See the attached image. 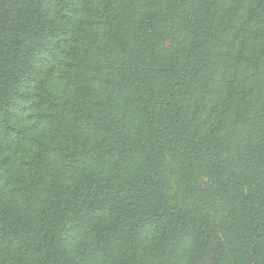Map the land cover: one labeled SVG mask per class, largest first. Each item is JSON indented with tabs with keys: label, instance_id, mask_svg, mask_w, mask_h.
<instances>
[{
	"label": "trees",
	"instance_id": "obj_1",
	"mask_svg": "<svg viewBox=\"0 0 264 264\" xmlns=\"http://www.w3.org/2000/svg\"><path fill=\"white\" fill-rule=\"evenodd\" d=\"M0 264H264V0H0Z\"/></svg>",
	"mask_w": 264,
	"mask_h": 264
}]
</instances>
